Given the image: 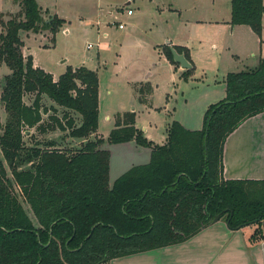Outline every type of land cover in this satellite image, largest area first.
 Instances as JSON below:
<instances>
[{"label":"trees","instance_id":"16d2710c","mask_svg":"<svg viewBox=\"0 0 264 264\" xmlns=\"http://www.w3.org/2000/svg\"><path fill=\"white\" fill-rule=\"evenodd\" d=\"M11 2L16 11L0 12V63L10 70L0 84V264H102L182 243L216 215L232 230L255 225L250 240H264V180L222 176L226 138L264 111V58L253 70L226 75L225 97L206 109L201 130L173 121L157 145L136 128L134 112L118 114L106 140H134L150 159L110 181L105 140L90 139L97 73L67 67L53 80L34 67L23 37L49 35L54 45L64 20L44 18L36 0ZM230 2V23L259 32L263 0ZM172 48L190 62L185 48L165 45L171 63ZM49 131L63 134L42 137ZM71 139L85 141L74 148L65 142Z\"/></svg>","mask_w":264,"mask_h":264},{"label":"rangeland","instance_id":"374dc122","mask_svg":"<svg viewBox=\"0 0 264 264\" xmlns=\"http://www.w3.org/2000/svg\"><path fill=\"white\" fill-rule=\"evenodd\" d=\"M36 2L44 18L57 15L64 23L55 34L54 45L49 35L24 36L23 55L30 56L32 65L50 73L53 80H58L67 67L84 66L97 73L96 132L105 140L104 148L110 155V180L133 165L148 162L150 153L134 140L108 142L112 124L106 115L114 116L115 122L116 116L123 114L117 112L133 108L135 126L154 144H163L165 129L172 121L190 130L204 127L208 104L223 91L221 69L228 60H241L247 69L264 58V15L259 32L249 25H232L230 0H130L131 15L126 14V0ZM168 5L180 13L160 9ZM17 8L11 0H0V12ZM112 21L121 22L124 28L111 26ZM103 32H107L106 37ZM167 41L186 46L191 68L179 72L171 66L163 51ZM9 72L0 63V84ZM141 81L150 82L151 95L146 101L133 89V84ZM5 120L0 100V123ZM31 132L40 135L35 128ZM60 134L49 131L42 137ZM67 141L74 148L78 146L75 139Z\"/></svg>","mask_w":264,"mask_h":264},{"label":"crops","instance_id":"0c3cea01","mask_svg":"<svg viewBox=\"0 0 264 264\" xmlns=\"http://www.w3.org/2000/svg\"><path fill=\"white\" fill-rule=\"evenodd\" d=\"M130 4V0H126L125 6L129 7ZM160 9L175 10L178 14L181 11L178 8L170 7V5ZM55 13L57 12L55 11ZM103 36L106 37L107 32H103ZM165 45L180 46L186 49L185 45H176L169 41ZM261 59L259 58L253 68L247 69L245 65H241V60H228L221 69L223 78L220 82L223 83V91L208 106L225 97L224 80L228 73L253 70L258 66ZM190 64L192 66V63ZM171 66L178 68L179 72L184 70L180 65L175 66L171 63ZM137 83H139L138 86L135 85ZM148 88L151 89L149 81L133 84L135 94L145 101L151 95V91L147 93ZM132 110L133 108H129L117 113L133 112ZM113 118L106 115V119L111 120V129L114 128L115 124ZM95 135L101 138L96 131L90 136ZM84 141L78 139L76 144L79 146ZM147 150L150 153L148 148ZM222 163L224 179L264 180V111L249 117L228 135L223 145ZM254 229L255 225H249L238 230H232L225 220L219 218L182 243L113 258L102 264H264V240H250Z\"/></svg>","mask_w":264,"mask_h":264},{"label":"water","instance_id":"95a60500","mask_svg":"<svg viewBox=\"0 0 264 264\" xmlns=\"http://www.w3.org/2000/svg\"><path fill=\"white\" fill-rule=\"evenodd\" d=\"M172 57L174 62L180 65L183 69H189L191 68L190 62L186 59L185 55L183 53L177 52L175 49H171ZM28 133V131L26 132ZM219 215H216L213 219V221H217L219 219Z\"/></svg>","mask_w":264,"mask_h":264},{"label":"built area","instance_id":"2783aa9c","mask_svg":"<svg viewBox=\"0 0 264 264\" xmlns=\"http://www.w3.org/2000/svg\"><path fill=\"white\" fill-rule=\"evenodd\" d=\"M120 11H122V8H120ZM126 14H127V15H131V14H132V9L129 8V7H127V6H126ZM110 25L116 27L117 29H122V28H124V25H123L121 22H115V21H112V22L110 23ZM91 46H92L91 44H88V45H87V47H91Z\"/></svg>","mask_w":264,"mask_h":264}]
</instances>
